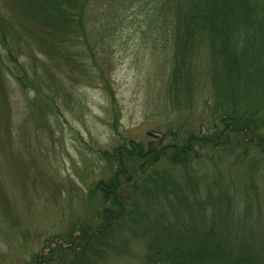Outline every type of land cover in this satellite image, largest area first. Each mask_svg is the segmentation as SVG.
Returning <instances> with one entry per match:
<instances>
[{
    "label": "rangeland",
    "instance_id": "obj_1",
    "mask_svg": "<svg viewBox=\"0 0 264 264\" xmlns=\"http://www.w3.org/2000/svg\"><path fill=\"white\" fill-rule=\"evenodd\" d=\"M116 1L87 0L82 26L70 28L73 18L5 3L25 42L13 63L0 43V264H31L54 246L48 264H75L85 233L111 206L96 187L112 180L132 213L125 226L90 239L103 247L97 264H143L149 235L135 223L144 216L149 233L161 231L173 220L158 208L176 209L186 196L210 207L223 193L241 199L264 233V147L228 138L196 144L186 167L169 160L172 144L212 136L235 107L255 116L264 137V79L238 86L210 60L189 62L161 29L157 42L143 37L145 0L125 9ZM15 63L41 94L20 84ZM133 146L154 149L157 160L121 153ZM83 256L93 259V249Z\"/></svg>",
    "mask_w": 264,
    "mask_h": 264
},
{
    "label": "trees",
    "instance_id": "obj_2",
    "mask_svg": "<svg viewBox=\"0 0 264 264\" xmlns=\"http://www.w3.org/2000/svg\"><path fill=\"white\" fill-rule=\"evenodd\" d=\"M24 1L29 5V11L42 8L49 16L54 14L61 18H73L69 28L82 26L81 16L87 0L83 4L82 0ZM128 1L135 3L133 0L116 2L125 9ZM6 2L0 0V43L4 45L8 59L13 63L18 59L13 53L14 48L21 50L25 40L13 18L4 13ZM143 6L146 9L141 10L145 22L143 37L150 34L157 42L158 31L161 29V35L168 37L173 47L180 49L189 62L203 58L210 60L211 69H218L220 75L230 77L232 84L234 82L238 86H246L257 77L264 79V0H145ZM68 7H74V10L70 11ZM206 48L210 50L207 55L202 51ZM2 64L7 67L6 62ZM15 65L20 68L17 73H12L20 84L35 90L37 95L41 94L33 78H29L23 71L22 65ZM208 73L211 72L204 66V75ZM187 76L189 78V73ZM239 88L231 86L235 93L241 91ZM254 118L240 113L237 107L233 108L230 114L219 116L222 128L212 136L197 137L191 134L179 148L172 144L174 154L169 158L170 162L181 168L186 167L196 144L215 145L228 138L235 142L254 140L255 145L264 147V137L257 135ZM121 153L128 157H150L153 162L158 155L154 149L142 152L135 146L130 149L121 148ZM117 187L114 180L97 185L102 200L110 202L111 206L104 208L102 221L95 230L88 234L84 232V246L74 256L75 264H97L96 256L102 254L103 247L95 248L90 239L96 235L97 240H102L103 234L109 233L110 228L125 226L120 221L131 218L132 211L123 207V201L116 194ZM222 195L225 201L223 198L217 199L214 207H210L206 199H200L201 202L188 196L182 199L176 209L161 206L158 215L168 212L169 218L173 220L161 222V231L149 233V223L141 216L135 226L140 230L145 228L146 235H149L143 264H264V233L252 226L249 209L241 199L234 197L232 200L227 193ZM143 212L140 211V214ZM56 247L62 249L60 245ZM52 248L55 246L46 255L35 256L31 264H48L53 255ZM86 249H93V259L83 256Z\"/></svg>",
    "mask_w": 264,
    "mask_h": 264
}]
</instances>
